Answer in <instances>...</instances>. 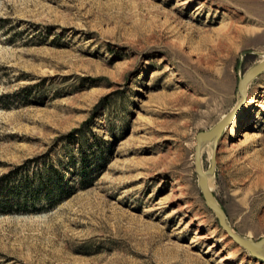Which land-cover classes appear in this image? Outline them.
<instances>
[{"label": "rangeland", "instance_id": "1", "mask_svg": "<svg viewBox=\"0 0 264 264\" xmlns=\"http://www.w3.org/2000/svg\"><path fill=\"white\" fill-rule=\"evenodd\" d=\"M262 60L264 0H0V264H262L194 170ZM208 182L264 238V72Z\"/></svg>", "mask_w": 264, "mask_h": 264}, {"label": "water", "instance_id": "2", "mask_svg": "<svg viewBox=\"0 0 264 264\" xmlns=\"http://www.w3.org/2000/svg\"><path fill=\"white\" fill-rule=\"evenodd\" d=\"M264 72V60L260 63L249 68L239 79L237 84V92L239 99L231 109V111L225 115L218 123H216L208 131L198 132L195 136L196 146L194 149V170L198 177L197 185L200 190L201 196L208 210H210L217 219L218 226L224 232V234L237 246L247 251L249 255L255 260L264 264V255L262 254L264 249V238L257 241L244 238L234 232L228 225L226 215L223 209L220 207L215 196L213 195L209 187V177L213 176L215 172V157L217 144L221 138L225 129L239 116L243 106L246 102V93L248 85ZM213 144V154L210 160L209 168L204 171L201 164V151L205 144Z\"/></svg>", "mask_w": 264, "mask_h": 264}, {"label": "bare ground", "instance_id": "3", "mask_svg": "<svg viewBox=\"0 0 264 264\" xmlns=\"http://www.w3.org/2000/svg\"><path fill=\"white\" fill-rule=\"evenodd\" d=\"M247 91H248V89H247ZM246 96H247V93H246ZM258 134L255 132V131H243L242 133H241V137L244 139V140H246V141H252V140H254V139H256V138H258ZM259 137H261V136H259ZM212 154H213V151H212ZM211 157H212V155H211ZM262 254L264 255V249H263V252H262Z\"/></svg>", "mask_w": 264, "mask_h": 264}, {"label": "trees", "instance_id": "4", "mask_svg": "<svg viewBox=\"0 0 264 264\" xmlns=\"http://www.w3.org/2000/svg\"><path fill=\"white\" fill-rule=\"evenodd\" d=\"M53 170V169H52ZM53 172V171H52ZM83 177V176H82ZM80 181H83L82 183H84V177H83V179L81 178L80 179ZM46 201H48L47 199H46Z\"/></svg>", "mask_w": 264, "mask_h": 264}]
</instances>
